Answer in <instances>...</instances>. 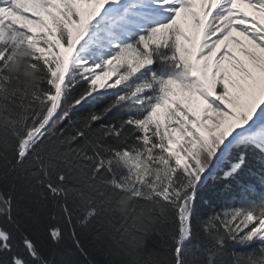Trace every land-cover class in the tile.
Wrapping results in <instances>:
<instances>
[{
    "label": "snow or ice",
    "instance_id": "obj_1",
    "mask_svg": "<svg viewBox=\"0 0 264 264\" xmlns=\"http://www.w3.org/2000/svg\"><path fill=\"white\" fill-rule=\"evenodd\" d=\"M65 229L89 264L81 230L109 264H264V23L237 0H0V264H72Z\"/></svg>",
    "mask_w": 264,
    "mask_h": 264
},
{
    "label": "trees",
    "instance_id": "obj_2",
    "mask_svg": "<svg viewBox=\"0 0 264 264\" xmlns=\"http://www.w3.org/2000/svg\"><path fill=\"white\" fill-rule=\"evenodd\" d=\"M91 108V105H89L87 108H81L78 114L82 115L89 111ZM239 179H247V170ZM232 183L235 184V181H233ZM223 185V180H209L206 186L201 190V200L198 202V210L202 216H206L208 213H210L211 207L219 208L225 204V200L218 195ZM29 209L33 212L38 213L42 217L46 216V210L42 209L38 205H29ZM44 222L50 223L52 221L50 220V217H48V219H46ZM80 238L84 247L88 250L90 257L94 259L97 264H109V257L96 250L95 245L91 243L94 238L93 233H86L81 230ZM44 239V234L41 231V233L37 236V240L43 241ZM163 243V238L159 234H149L144 244L145 255L143 256V259L148 261L152 253L163 254L165 252ZM193 243L196 242L193 241ZM236 250L240 251L242 249L237 248ZM60 251L66 259L72 261V264H89V256L82 255L74 247L73 242L70 238V233L67 229H65V239L60 246ZM155 258L159 259L160 257L156 256ZM57 259H59V257H57Z\"/></svg>",
    "mask_w": 264,
    "mask_h": 264
},
{
    "label": "clouds",
    "instance_id": "obj_3",
    "mask_svg": "<svg viewBox=\"0 0 264 264\" xmlns=\"http://www.w3.org/2000/svg\"><path fill=\"white\" fill-rule=\"evenodd\" d=\"M26 56H27V53L19 54V56L17 58L18 62L12 66L14 71H19L20 70V65L25 62ZM24 74L27 77H30V79L28 81V86L30 88L35 86V85H37L39 83L38 74H37V72L33 71L32 69H26ZM133 203H135V201L133 200V197L130 194H124L121 197V200H120V202H119V204L117 206L118 211L121 214H127L128 207L130 205H132ZM146 219H147V217L141 216V217H139L138 223L146 221Z\"/></svg>",
    "mask_w": 264,
    "mask_h": 264
},
{
    "label": "rangeland",
    "instance_id": "obj_4",
    "mask_svg": "<svg viewBox=\"0 0 264 264\" xmlns=\"http://www.w3.org/2000/svg\"><path fill=\"white\" fill-rule=\"evenodd\" d=\"M260 22H261V20H260ZM261 23H262V22H261ZM233 35H234L235 37H237L239 40L243 41V42H244V45H247V46H248L249 48H251L252 50L259 51L258 49H253V48H254V45H249L248 42L246 41V39L243 38V37H241V36H239V35L237 34V32H234ZM232 45H235V46H236L237 51H235V50L232 49ZM251 46H252L253 48H252ZM241 47H242L241 45L236 44L234 41L231 43V50H233V51L236 53V55H237L241 60H243L246 64H248V66H251L250 63H249V61H248V58H247L246 56L243 55V53H242V51H241ZM232 73H233L234 76H237V77L239 76V73L236 72L235 70H232ZM230 88H231V85H230ZM202 106H203V101H200L198 107H202ZM198 107H197L196 105H194V109L198 110Z\"/></svg>",
    "mask_w": 264,
    "mask_h": 264
},
{
    "label": "bare ground",
    "instance_id": "obj_5",
    "mask_svg": "<svg viewBox=\"0 0 264 264\" xmlns=\"http://www.w3.org/2000/svg\"><path fill=\"white\" fill-rule=\"evenodd\" d=\"M237 7H239L242 11L246 12L249 16H254L257 19L261 20L262 23H264V15L256 12L254 9L250 8L247 4L243 3L242 0H237ZM237 34L239 36L245 38L249 45H252L251 42L247 39V37L243 36L239 32H237ZM232 49L237 51V48L235 45H232ZM253 49H255V47Z\"/></svg>",
    "mask_w": 264,
    "mask_h": 264
}]
</instances>
